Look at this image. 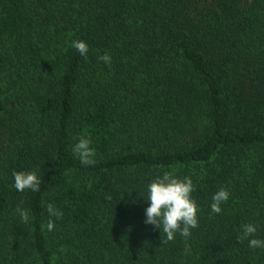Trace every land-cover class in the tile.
I'll use <instances>...</instances> for the list:
<instances>
[{
  "label": "trees",
  "instance_id": "1",
  "mask_svg": "<svg viewBox=\"0 0 264 264\" xmlns=\"http://www.w3.org/2000/svg\"><path fill=\"white\" fill-rule=\"evenodd\" d=\"M173 170L199 226L163 243L145 198ZM249 223L264 241V0H0V264H264Z\"/></svg>",
  "mask_w": 264,
  "mask_h": 264
},
{
  "label": "clouds",
  "instance_id": "2",
  "mask_svg": "<svg viewBox=\"0 0 264 264\" xmlns=\"http://www.w3.org/2000/svg\"><path fill=\"white\" fill-rule=\"evenodd\" d=\"M71 47L76 49L82 56H87L88 45L82 40L72 41ZM106 65L111 64V56L105 53L98 57ZM90 139L82 137L72 148L73 155L79 158L84 166H94L96 153L90 147ZM173 171H164L162 175H158L147 185L148 207L145 210V223L151 224L162 230L166 239L163 243L174 241L175 234L179 233L182 237H190L191 230L199 226L197 214L198 205L192 199L194 191L193 181L190 177L179 179ZM14 177V188L19 192L31 190L38 192L40 190L41 180L35 171L12 173ZM229 192L221 188L212 197L211 212L220 214L222 212L221 204L226 203L229 199ZM110 199V197H108ZM49 216L57 219L62 218V212L57 210L53 204L47 205ZM17 212L23 223L29 222V213L27 210L17 206ZM43 227V226H42ZM49 232L54 230V222L49 220L47 223ZM257 227L251 223L242 225V234L238 237L239 242L248 240V246L252 249L264 248V241L256 238L248 239L254 236Z\"/></svg>",
  "mask_w": 264,
  "mask_h": 264
}]
</instances>
